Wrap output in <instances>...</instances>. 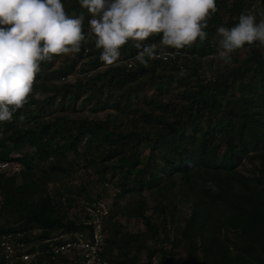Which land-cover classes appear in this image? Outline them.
<instances>
[{
	"label": "trees",
	"instance_id": "obj_1",
	"mask_svg": "<svg viewBox=\"0 0 264 264\" xmlns=\"http://www.w3.org/2000/svg\"><path fill=\"white\" fill-rule=\"evenodd\" d=\"M62 3L83 13L87 34L79 0ZM216 3L207 38L174 58L145 67L130 41L106 66L87 36L79 53L41 63L28 103L0 122V160L19 165L0 172V264H79L42 241L87 230L86 207L108 187L106 260L264 264V46L246 44L224 64L217 35L241 13L259 22L264 0ZM159 40L144 43L159 53ZM2 235L33 255L6 260Z\"/></svg>",
	"mask_w": 264,
	"mask_h": 264
},
{
	"label": "clouds",
	"instance_id": "obj_2",
	"mask_svg": "<svg viewBox=\"0 0 264 264\" xmlns=\"http://www.w3.org/2000/svg\"><path fill=\"white\" fill-rule=\"evenodd\" d=\"M79 4L91 17L87 34L83 13L69 15L62 0H0V122H11L28 103L42 62L79 53L87 36L95 38L104 65L115 64L120 49L131 41L138 49L136 61L147 67L163 49L179 51L197 40L202 43L208 20L217 11L216 0H79ZM258 14L259 22L247 12L233 27L217 28L218 58L224 64H230L232 54L246 44L264 46V10ZM153 34L160 35L159 53L157 44L144 43ZM209 187L215 190L211 181Z\"/></svg>",
	"mask_w": 264,
	"mask_h": 264
},
{
	"label": "built area",
	"instance_id": "obj_3",
	"mask_svg": "<svg viewBox=\"0 0 264 264\" xmlns=\"http://www.w3.org/2000/svg\"><path fill=\"white\" fill-rule=\"evenodd\" d=\"M176 49L164 51L161 58L176 57L181 55ZM19 170L18 164L0 160V172H15ZM107 202L104 199L92 201L86 207L87 218L85 219L88 229L81 232L59 233L51 238L43 239L42 244L47 243L46 252L72 253L79 259V264H121L111 262L102 257L105 245V234L103 232V216L107 213ZM1 246L6 260H28L33 252H25L24 245L17 243L11 235H2ZM24 250V251H23ZM39 247L35 248L37 252ZM151 264H157L155 262Z\"/></svg>",
	"mask_w": 264,
	"mask_h": 264
},
{
	"label": "rangeland",
	"instance_id": "obj_4",
	"mask_svg": "<svg viewBox=\"0 0 264 264\" xmlns=\"http://www.w3.org/2000/svg\"><path fill=\"white\" fill-rule=\"evenodd\" d=\"M113 192H114V189H112V187H108L107 188V191H106V194L105 195H100V194H102V190L100 189V187H98V188H96L95 187V193L94 194H96V193H98L100 196H102V198H100V199H104L106 202H107V207L109 208V206L111 205V202H112V197H113ZM99 199V198H98ZM120 220L129 228V227H136V226H140L141 227V225L139 224V225H137V224H135V223H133V221H127V220H125V219H123V218H120Z\"/></svg>",
	"mask_w": 264,
	"mask_h": 264
}]
</instances>
